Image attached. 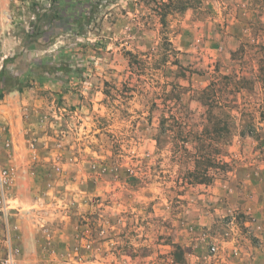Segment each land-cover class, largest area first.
<instances>
[{
	"label": "rangeland",
	"instance_id": "374dc122",
	"mask_svg": "<svg viewBox=\"0 0 264 264\" xmlns=\"http://www.w3.org/2000/svg\"><path fill=\"white\" fill-rule=\"evenodd\" d=\"M52 14L47 0H17L0 16V71L30 84L0 100L1 114L23 112L21 148L0 122L5 156L30 160L20 188L4 167L9 206L41 242L23 263L215 264L213 239L244 218L221 190L237 176L264 183V0H101L67 32ZM58 55L45 69L55 80L32 81V63ZM219 120L225 166L188 184L197 151L178 140Z\"/></svg>",
	"mask_w": 264,
	"mask_h": 264
},
{
	"label": "crops",
	"instance_id": "0c3cea01",
	"mask_svg": "<svg viewBox=\"0 0 264 264\" xmlns=\"http://www.w3.org/2000/svg\"><path fill=\"white\" fill-rule=\"evenodd\" d=\"M16 2L17 0H14L12 3H9L7 0H0V16L11 12ZM22 113L2 112L1 114L0 112V122H5L9 126V138L14 145L18 143L19 148L21 146L19 145L20 137H18V133L21 128ZM5 141V138L0 139V168L8 166L13 169L17 168L19 172L16 171L17 173L15 174L18 177L16 183L20 188L24 184L22 177H25V175L20 173V168L23 165L29 164L30 160L15 156L11 159L6 158L3 148ZM8 143L9 141L7 145ZM237 177V179L232 180L234 181L232 185L226 188L227 190H221V193L227 197L226 206L230 210L244 214L243 221L240 223L243 225V228L235 225L232 229L233 233L229 229L227 230V233L230 235H228L229 237L213 239L218 248V259L215 261V264H264V183H255L256 185L253 186L243 184L237 187L235 184L237 180L241 179V176ZM243 183H246V181ZM21 190H23V187ZM215 190L217 189L215 188ZM218 193H220L219 190ZM20 216L21 210L17 206L11 205L10 210L7 211L6 225L4 224V216L0 213V227L8 228L11 239L20 247L22 254L36 258L41 253V250L38 248L41 242L38 243L36 236H33V229L26 227L21 222ZM200 223H205L211 229L212 220L210 217L201 216ZM42 243L59 245L54 242V239L50 238H47V241L43 239ZM235 249L239 250L237 256L232 255ZM193 250V254H191L193 260L201 262L205 257L203 240H194Z\"/></svg>",
	"mask_w": 264,
	"mask_h": 264
},
{
	"label": "trees",
	"instance_id": "16d2710c",
	"mask_svg": "<svg viewBox=\"0 0 264 264\" xmlns=\"http://www.w3.org/2000/svg\"><path fill=\"white\" fill-rule=\"evenodd\" d=\"M47 1L50 2V8L53 10V14L48 19V26L53 27L54 29H58L59 32H67L74 31L77 27L79 31L83 23L89 22L94 5L101 0ZM61 52L62 50L60 51V53ZM58 56V58H55L54 56H45L43 59L32 63L33 68H35V70L38 71V69H40V72L36 73V78H33L32 81H38L40 85L46 81H54L55 78H53L52 76V70L54 69V66H50L51 69L49 70L45 69L47 63H49L52 59H54V61L56 59H60V55ZM4 67L5 63L3 65L2 70L0 71V100L4 97L5 94H9L14 91L21 92L24 87L30 86L29 80H27V82L23 86L21 84L23 79L21 77L7 78ZM59 69L62 70L63 68L60 66ZM45 71L47 72L48 76L43 75V72ZM29 72L32 73V71ZM207 90L211 92L210 86L207 88ZM203 94H207L206 89L203 91ZM210 102L212 103V100ZM213 103L218 104L214 100ZM203 105H208L207 107H212L213 104H207L203 102ZM210 113L212 112H209L208 114ZM209 123H211L209 130L207 127L209 125H207L201 133H196L195 135L191 133L188 135L186 134L180 140H178L180 143H182L181 147L184 151L186 150L184 146L187 145L189 142L193 144L195 143V146L193 148L195 149V151H197L196 154L193 156L195 170L191 173L188 172L190 177L192 178V182H188V184H207L209 180H211V177L209 176V170L212 167L221 169L222 166H225V163H223V161L221 160V157L224 155V153L220 146L222 145L225 138H228L229 136V125L227 121L222 120H219L217 122L209 121ZM207 141H210V144H206ZM219 141H221L222 143L220 142V144ZM212 143L216 144L217 146L213 148ZM198 169H201V171H198Z\"/></svg>",
	"mask_w": 264,
	"mask_h": 264
},
{
	"label": "built area",
	"instance_id": "2783aa9c",
	"mask_svg": "<svg viewBox=\"0 0 264 264\" xmlns=\"http://www.w3.org/2000/svg\"><path fill=\"white\" fill-rule=\"evenodd\" d=\"M11 173L8 169L0 168V213L4 216V224L6 225L7 211L10 210L9 194L7 193V185L11 181ZM210 252L218 259V248L211 245ZM239 250L232 252L233 256H237ZM0 264H24L21 259V249L11 239L8 228L0 227Z\"/></svg>",
	"mask_w": 264,
	"mask_h": 264
}]
</instances>
